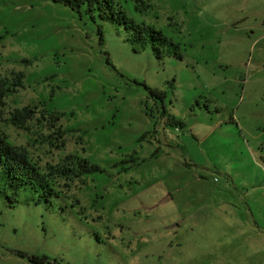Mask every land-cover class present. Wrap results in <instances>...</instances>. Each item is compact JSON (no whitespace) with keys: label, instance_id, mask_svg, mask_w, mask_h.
Returning a JSON list of instances; mask_svg holds the SVG:
<instances>
[{"label":"rangeland","instance_id":"rangeland-1","mask_svg":"<svg viewBox=\"0 0 264 264\" xmlns=\"http://www.w3.org/2000/svg\"><path fill=\"white\" fill-rule=\"evenodd\" d=\"M121 1L183 58L53 0H0V79L22 75L0 134L42 168H100L49 207L0 199V264H264V0ZM24 107L29 131L10 122Z\"/></svg>","mask_w":264,"mask_h":264},{"label":"trees","instance_id":"trees-1","mask_svg":"<svg viewBox=\"0 0 264 264\" xmlns=\"http://www.w3.org/2000/svg\"><path fill=\"white\" fill-rule=\"evenodd\" d=\"M57 4L70 7L78 14H83L91 20H101L103 23L118 25L124 28L128 34V41L135 46L136 53L140 49L151 46L154 56L158 60L165 57L183 58L179 53L180 45L175 43L163 30H158L152 25L144 22L140 23L129 16L128 11L123 7L121 0H53ZM136 10L140 5L145 4V0H134ZM99 27L100 34L102 33ZM3 37L0 36V44ZM22 75H18L13 82L9 79H0V106H5V99L16 91V87L22 84ZM151 95L157 102L163 103V116L168 117V124L175 125L182 129L186 128L183 120L178 119L172 113L169 114L164 104L166 94L161 91L151 90ZM35 111L32 107H24L15 110L11 114L10 122L21 130L29 131L27 121L31 120ZM55 121H59L57 116ZM58 129L61 140L62 133ZM62 147L65 146L63 141ZM100 168L90 165L87 159H81L77 156L70 155L56 165L48 164L42 168L28 151L12 144L7 136L0 134V199H5L14 206L19 203L18 196L23 191H29L34 205L52 206L53 200L58 199L64 192L59 186V181H65L66 188L68 182L84 177L86 174L97 171ZM34 261V260H32Z\"/></svg>","mask_w":264,"mask_h":264}]
</instances>
